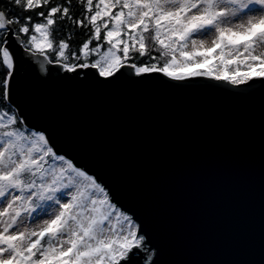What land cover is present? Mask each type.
<instances>
[{"label": "snow or ice", "instance_id": "snow-or-ice-1", "mask_svg": "<svg viewBox=\"0 0 264 264\" xmlns=\"http://www.w3.org/2000/svg\"><path fill=\"white\" fill-rule=\"evenodd\" d=\"M73 4L0 0V264H152L141 225L16 110L17 53L41 72L264 87V0H75L78 13Z\"/></svg>", "mask_w": 264, "mask_h": 264}, {"label": "water", "instance_id": "water-1", "mask_svg": "<svg viewBox=\"0 0 264 264\" xmlns=\"http://www.w3.org/2000/svg\"><path fill=\"white\" fill-rule=\"evenodd\" d=\"M16 60V110L141 225L152 264H264L260 81L105 79Z\"/></svg>", "mask_w": 264, "mask_h": 264}, {"label": "trees", "instance_id": "trees-1", "mask_svg": "<svg viewBox=\"0 0 264 264\" xmlns=\"http://www.w3.org/2000/svg\"><path fill=\"white\" fill-rule=\"evenodd\" d=\"M73 12L74 13H78L79 12V6L75 4V0H74V4H73ZM84 30L80 29L79 32L82 33ZM59 39V37H57ZM83 39H85L84 36L82 35H77L75 36L71 41L70 44L72 45L73 48H77L79 46L80 43H82Z\"/></svg>", "mask_w": 264, "mask_h": 264}]
</instances>
